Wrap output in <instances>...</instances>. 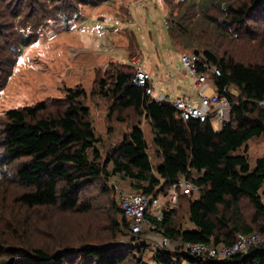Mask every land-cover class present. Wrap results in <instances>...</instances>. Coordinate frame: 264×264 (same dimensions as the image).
Returning <instances> with one entry per match:
<instances>
[{
  "label": "trees",
  "instance_id": "obj_1",
  "mask_svg": "<svg viewBox=\"0 0 264 264\" xmlns=\"http://www.w3.org/2000/svg\"><path fill=\"white\" fill-rule=\"evenodd\" d=\"M105 1L0 0V92L21 48L51 22L70 23ZM164 1L171 41L219 67L210 77L217 91H238L225 92L228 121L214 130L210 118H180L172 102L151 101L133 84L134 68L119 61L95 66L89 87L78 83L3 111L0 264H264V247L224 258L156 247L149 259L148 243L131 235L119 207L116 177L132 180L134 192L164 196V205L172 184L187 178L197 191L178 193L155 221L160 233L211 246L264 233V155L251 160L247 145L233 153L247 141L264 142V0ZM118 9L129 13L123 3ZM126 47L137 49L132 33ZM94 107L104 111L103 133ZM141 117L151 143L136 124Z\"/></svg>",
  "mask_w": 264,
  "mask_h": 264
},
{
  "label": "rangeland",
  "instance_id": "obj_2",
  "mask_svg": "<svg viewBox=\"0 0 264 264\" xmlns=\"http://www.w3.org/2000/svg\"><path fill=\"white\" fill-rule=\"evenodd\" d=\"M121 3L128 8V15L120 13L118 6ZM168 14L164 0H107L94 9L85 7L70 23L51 22L35 43L21 48L20 61L0 92V114L13 107L29 106L48 96H61L64 87L78 83L89 87L95 66L105 69L108 62L116 59L129 65L132 54L139 56L144 66L150 65L154 76L158 74L156 92L168 94L170 99L183 90L188 92L191 82L185 70H180V53L192 50H182L171 41L167 30ZM130 33L137 44L132 53L126 47ZM231 91L237 94V90ZM93 112L96 129L103 133L107 128L104 111L94 107ZM136 124L151 143L152 134L145 118L141 117ZM127 126L125 123L119 125L122 129ZM245 145L251 160L264 155V142L258 139L247 141L233 153L244 152ZM117 179L113 182L125 191H135L132 180L119 177V182ZM193 197H197V193ZM164 200V196L160 197V201ZM126 239L121 237L116 241L124 244ZM155 249L148 243L149 259Z\"/></svg>",
  "mask_w": 264,
  "mask_h": 264
},
{
  "label": "built area",
  "instance_id": "obj_3",
  "mask_svg": "<svg viewBox=\"0 0 264 264\" xmlns=\"http://www.w3.org/2000/svg\"><path fill=\"white\" fill-rule=\"evenodd\" d=\"M129 65L134 68L133 84L144 88L151 101L158 104L172 102L180 118L185 120L193 117L201 121L210 118L214 130H218L228 121L231 105L225 92L232 93V87L224 88L222 92L215 89L210 82V77L219 76L220 69L209 59L201 60L200 55L192 51L180 54V70H185L189 76L191 89L188 92L183 90L173 99H170L168 94L156 92L155 80L158 76H154L145 68L139 56L132 54ZM114 187L119 207L127 218L131 235L140 237L142 242L152 243L158 248H181L192 254L207 253L220 258L244 253L253 247H264V233L257 231L248 234L238 233L232 244L220 246L188 241L179 242L160 233L155 221L161 220L163 212L175 206L178 193L191 194L197 191L190 179L179 178L172 184L166 192V205L160 201L159 196L150 197L140 192H127L119 185Z\"/></svg>",
  "mask_w": 264,
  "mask_h": 264
},
{
  "label": "crops",
  "instance_id": "obj_4",
  "mask_svg": "<svg viewBox=\"0 0 264 264\" xmlns=\"http://www.w3.org/2000/svg\"><path fill=\"white\" fill-rule=\"evenodd\" d=\"M181 52H182V50H181ZM181 54V53H180ZM128 56H129V54H128ZM115 61H119L118 59H116ZM120 62V61H119ZM120 63H122V62H120ZM107 64V63H106ZM100 65H102V63H100ZM99 66V65H98ZM145 68L150 72V73H152L153 74V72H152V70H151V66L150 65H145ZM157 74V73H156ZM158 75V74H157ZM169 79V78H168ZM178 80H180V79H178ZM169 81H170V79H169Z\"/></svg>",
  "mask_w": 264,
  "mask_h": 264
},
{
  "label": "clouds",
  "instance_id": "obj_5",
  "mask_svg": "<svg viewBox=\"0 0 264 264\" xmlns=\"http://www.w3.org/2000/svg\"><path fill=\"white\" fill-rule=\"evenodd\" d=\"M232 89L236 90L234 87H232ZM233 94V93H232ZM234 95H238V91H237V94H234Z\"/></svg>",
  "mask_w": 264,
  "mask_h": 264
}]
</instances>
